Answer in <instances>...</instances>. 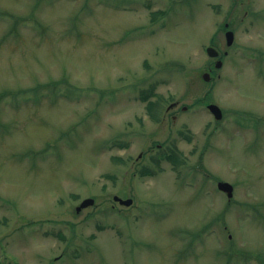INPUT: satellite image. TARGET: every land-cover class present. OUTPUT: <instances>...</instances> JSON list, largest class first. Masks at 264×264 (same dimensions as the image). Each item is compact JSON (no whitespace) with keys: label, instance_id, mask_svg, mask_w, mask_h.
<instances>
[{"label":"rangeland","instance_id":"obj_1","mask_svg":"<svg viewBox=\"0 0 264 264\" xmlns=\"http://www.w3.org/2000/svg\"><path fill=\"white\" fill-rule=\"evenodd\" d=\"M0 264H264V0H0Z\"/></svg>","mask_w":264,"mask_h":264},{"label":"water","instance_id":"obj_2","mask_svg":"<svg viewBox=\"0 0 264 264\" xmlns=\"http://www.w3.org/2000/svg\"><path fill=\"white\" fill-rule=\"evenodd\" d=\"M225 37H226L227 45H230L232 43V41H233V32L231 30L226 31ZM207 53L210 56H216L218 54L217 50L214 49L213 47H208L207 48ZM214 66L216 68L220 67L221 66V60L220 59L217 60ZM201 78L204 81H209L211 79L210 72L208 70H204L201 73ZM209 108L213 112V114H214L216 119L221 117V111L216 105L210 104ZM183 109H185V107H183ZM217 187L220 190H222V191H224L226 193V196H227L228 199L231 198L233 187H232V185L230 183H228L226 181H219L217 183ZM113 198H114V200H117L120 204H123V205H129L132 202L131 198L121 199V198H119L117 196H114ZM92 203H93V199L92 198H85V199H83L80 202V204L78 206H76L75 210L78 212L81 208L86 207L88 205H91Z\"/></svg>","mask_w":264,"mask_h":264},{"label":"trees","instance_id":"obj_3","mask_svg":"<svg viewBox=\"0 0 264 264\" xmlns=\"http://www.w3.org/2000/svg\"><path fill=\"white\" fill-rule=\"evenodd\" d=\"M62 81H65V79H63ZM52 84L56 85V83H52ZM41 85H44V84L38 83L37 85H35L30 90L33 91V94H37L39 92V90H40L38 86H41ZM49 86H50V84L47 87H49ZM63 90H61V92H63ZM14 94H16V93H14ZM153 94H154V85H152V84H149L145 88H142V89L139 90V95L141 96V99H143V100L147 99L150 95H153ZM154 108H155V105L153 104V102L149 101L147 106H146V112L148 113V115L150 116L151 119L157 120V115L154 113ZM113 144L116 145L119 148H123L124 147V143L123 142L114 141ZM163 158L169 160L173 164V166H177L178 164H180L182 162L181 159L178 157V154H176L174 151H172L169 154H167V153L164 154ZM148 171L149 170L144 169V170H142L140 172V174H144V173H146ZM258 258L261 259L262 256L259 255Z\"/></svg>","mask_w":264,"mask_h":264},{"label":"flooded vegetation","instance_id":"obj_4","mask_svg":"<svg viewBox=\"0 0 264 264\" xmlns=\"http://www.w3.org/2000/svg\"><path fill=\"white\" fill-rule=\"evenodd\" d=\"M215 59H216V58L210 59V62H209V64H210V65H211V64H213V63H214V61H215Z\"/></svg>","mask_w":264,"mask_h":264}]
</instances>
